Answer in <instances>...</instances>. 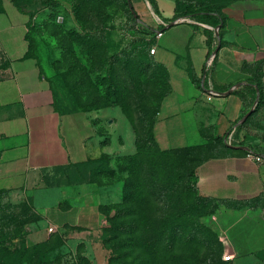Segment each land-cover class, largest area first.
I'll return each instance as SVG.
<instances>
[{
    "label": "rangeland",
    "instance_id": "rangeland-1",
    "mask_svg": "<svg viewBox=\"0 0 264 264\" xmlns=\"http://www.w3.org/2000/svg\"><path fill=\"white\" fill-rule=\"evenodd\" d=\"M236 1L174 0L178 14L204 8L219 14ZM17 2L29 17L30 54L56 107L88 113L99 145L109 147L85 165L47 174L44 183L60 186L67 206L101 203L105 222L93 232L50 231L30 195L0 190V264H122L118 256L131 251L126 264H264V193L242 202L206 199L191 178L211 156L163 152L154 143L151 128L168 84L149 53L154 41L135 24L123 0ZM146 2L159 18V10ZM142 3L148 16L131 0L148 24L153 17ZM119 113L134 131V155L114 153L121 139L110 126ZM249 134L262 140L255 148L264 153V125ZM129 193L133 202L144 197L145 203L128 218L121 210ZM125 241L130 247L114 253L112 248Z\"/></svg>",
    "mask_w": 264,
    "mask_h": 264
},
{
    "label": "crops",
    "instance_id": "crops-1",
    "mask_svg": "<svg viewBox=\"0 0 264 264\" xmlns=\"http://www.w3.org/2000/svg\"><path fill=\"white\" fill-rule=\"evenodd\" d=\"M142 1L153 17L147 24L137 13L144 28L155 30L175 14L174 0H155L159 18L146 0H138L141 14L148 16ZM217 16L216 26L188 18L190 23H167L162 37H154L151 57L166 72L168 93L152 131L164 151L214 148L196 169L198 193L242 202L264 193V157L261 162L246 157L249 146L262 144L249 132L264 125V0H237ZM28 23L12 0H0V190L30 195L56 231L93 232L105 222L101 203L67 206L62 188L47 186L44 179L55 170L86 164L109 147L99 145L98 128L88 113L56 107L37 60L27 57ZM259 97L261 106L249 114ZM236 126L235 143L242 144L226 148L222 138ZM110 127L121 139L114 153L134 155L135 135L126 119L119 113Z\"/></svg>",
    "mask_w": 264,
    "mask_h": 264
},
{
    "label": "trees",
    "instance_id": "trees-1",
    "mask_svg": "<svg viewBox=\"0 0 264 264\" xmlns=\"http://www.w3.org/2000/svg\"><path fill=\"white\" fill-rule=\"evenodd\" d=\"M12 2H13V4H14V6L20 11V12H23L21 9H20V7H19V5H18V2H17V0H12ZM148 2L150 3V5H151V7H152V9L154 10V12H156V13H158V8H157V5H156V1H154V0H148ZM123 4L130 10V8H129V4H131V0H123ZM132 10H133V7H132ZM175 10H176V4H175ZM24 13V12H23ZM130 13H131V15H132V19H133V21L135 22V24L136 25H138V26H140V27H142V28H144L142 25H140L137 21H138V19H139V17H138V15H137V13L134 11V14L136 15V17H134V14H132V12H131V10H130ZM26 14V13H25ZM181 18H191V19H197V21H202V22H206V23H210V24H212V25H214V26H216L218 23H219V18H218V16H217V13L212 9V8H204L203 10H201L200 12H190V13H185V14H178V13H176V11H175V14H174V16L170 19V20H168L167 21V23H171V22H173V21H175V20H177V19H181ZM145 29V32L148 34V36H150V39H154V36H155V30H152V29H149V28H144ZM161 30H162V28H161ZM27 38H28V42H29V51H28V54H27V57H32V55L30 54V39H29V32H28V34H27ZM151 55V54H150ZM32 58H34V57H32ZM214 60H215V58H214ZM157 64V63H156ZM158 65V64H157ZM163 71H164V74H165V77H166V81H167V84H168V78H167V75H166V72H165V70L160 66V65H158ZM41 73H42V71H41ZM253 91H254V89H253ZM168 93V92H167ZM166 96V95H165ZM164 96V97H165ZM163 97V98H164ZM163 100V99H162ZM261 106V97H259V100H258V102H257V105H256V107H255V109L253 110V112L251 113V114H253L254 112H256L257 111V109H259V107ZM70 112V111H69ZM158 113V112H157ZM128 117V116H127ZM128 120H129V118H128ZM131 121V120H130ZM130 124H131V122H130ZM153 126H154V124H153ZM153 126H152V128H151V136H152V139L154 140V137H153ZM238 129H239V126H237V128L235 129V134H234V137L235 138H238ZM231 132V131H230ZM229 132V133H230ZM154 143L156 144V142H155V140H154ZM222 143H223V145L226 147V148H231V146H227L225 143H224V137L222 138ZM242 144V142H238V143H233L232 144V146H234V145H241ZM156 146H157V144H156ZM158 147V146H157ZM159 148V147H158ZM204 148H186V149H179V150H195V151H198V153H199V155H206V154H209L211 157H212V150H214V148H209V149H204ZM161 150V149H160ZM161 151H163V152H170V151H164V150H161ZM172 151H176V150H172ZM248 151L249 152H251V153H253V154H255V155H258V156H262V157H264V153H262V152H260L258 149H256L255 147H248ZM138 153V152H137ZM248 153V152H247ZM246 153V154H247ZM210 158V157H209ZM208 159V158H207ZM204 160H206V159H202L201 161H200V163H199V165L204 161ZM89 162V161H88ZM87 162V163H88ZM86 163V164H87ZM82 165H85V164H82ZM82 165H79V166H82ZM198 165V166H199ZM191 180H192V184H193V186H194V188L196 189V191L198 192V190H197V188H196V178H195V174L194 175H192V178H191ZM132 187V185H130V188ZM127 198H125L124 200H123V204H122V210H121V213H122V215L123 216H128V218L129 217H135L138 213H139V211H140V209H141V207H142V209H143V205H144V197H141L140 198V200L137 202V201H135V202H133L132 200H133V194H131V193H129L127 196H126ZM205 198V197H204ZM206 199H209V198H206ZM134 200H135V198H134ZM209 200H212V201H216V200H213V199H209ZM137 202V203H136ZM216 202H220V201H216ZM102 212H103V207H102ZM112 240H115V238H113V239H110L109 240V242L110 241H112ZM130 247V243L129 242H121V244L119 245V246H116V247H113L112 249H113V252L114 253H118V252H120L121 250H123V249H127V247ZM3 252V254H4V249L2 250ZM132 251L131 252H127V253H125V254H121V256H118V260H120L121 262H123L122 264H126V260H128L129 258H131L132 257ZM119 255V254H118Z\"/></svg>",
    "mask_w": 264,
    "mask_h": 264
},
{
    "label": "built area",
    "instance_id": "built-area-1",
    "mask_svg": "<svg viewBox=\"0 0 264 264\" xmlns=\"http://www.w3.org/2000/svg\"><path fill=\"white\" fill-rule=\"evenodd\" d=\"M184 22H188V23H190L191 21H190L188 18H181V19H177V20L171 22V24H168V25L172 26V25H174V24H179V23H184ZM166 24H167V23H166ZM166 24H165V23H159V24H158V28H156V30H155V36H154L155 38H160V37H162V35H163V30L161 31V28H163L164 26L166 27ZM149 53H150L151 55H154V53H155V47H154V46L150 49ZM214 58H215V55H213V52H212V55H210V57L208 58V61H207V63H206V67H207V68L211 67V65H212V63H213V61H214ZM236 128H237V126H236ZM236 128H234V130H232L230 133H228V134L224 137V143H225L227 146H232V144L235 143V137H234V134H235V129H236ZM246 157H247L248 159H250V160H254V161H256V162H261V161H262V158H261L260 156L255 155V154H253V153H251V152H248V153L246 154ZM52 230H53V228L50 229V231H52ZM229 258H230L229 256L225 257L226 260H228Z\"/></svg>",
    "mask_w": 264,
    "mask_h": 264
},
{
    "label": "water",
    "instance_id": "water-1",
    "mask_svg": "<svg viewBox=\"0 0 264 264\" xmlns=\"http://www.w3.org/2000/svg\"><path fill=\"white\" fill-rule=\"evenodd\" d=\"M129 8H130V10H131L132 14H134V10H132V5H131V4H129ZM134 17H136V15H135V14H134ZM215 53H216V50L213 52V55H215ZM255 103H257V101H256ZM252 111H253V109H252V110H250L249 114H251V113H252Z\"/></svg>",
    "mask_w": 264,
    "mask_h": 264
}]
</instances>
